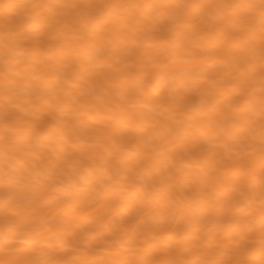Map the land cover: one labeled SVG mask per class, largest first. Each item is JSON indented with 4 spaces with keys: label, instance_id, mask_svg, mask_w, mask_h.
I'll return each instance as SVG.
<instances>
[{
    "label": "bare ground",
    "instance_id": "obj_1",
    "mask_svg": "<svg viewBox=\"0 0 264 264\" xmlns=\"http://www.w3.org/2000/svg\"><path fill=\"white\" fill-rule=\"evenodd\" d=\"M0 264H264V0H0Z\"/></svg>",
    "mask_w": 264,
    "mask_h": 264
}]
</instances>
